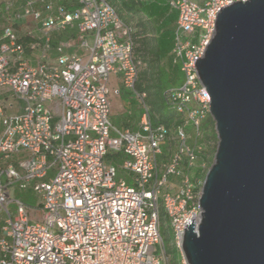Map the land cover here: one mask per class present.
<instances>
[{
	"label": "built area",
	"instance_id": "1",
	"mask_svg": "<svg viewBox=\"0 0 264 264\" xmlns=\"http://www.w3.org/2000/svg\"><path fill=\"white\" fill-rule=\"evenodd\" d=\"M35 1L24 0L16 19L33 17L39 38L26 44L13 25L0 36V92L20 101L11 112L14 103L0 102V264H171L160 206L181 250L186 225L202 213V182L182 167L186 158L191 170L202 151L197 141L188 144L185 126L191 124L197 138L211 108L197 60L221 10L246 0H170L178 11L173 61L183 83L166 93L184 121L177 128L178 150L163 164L168 128L154 125L146 94L136 91L133 27L111 0H49L43 8ZM74 26L86 53L67 51L78 45L70 37L50 56L51 32ZM27 49L40 50L36 64ZM118 74L139 101L137 131L111 121L112 97L121 90L110 79ZM109 152L119 154L118 168L131 181L117 177L116 165L106 160ZM172 176L179 179L176 192L169 189ZM14 184L40 195L42 219H33L29 206L12 198ZM182 264H189L184 256Z\"/></svg>",
	"mask_w": 264,
	"mask_h": 264
},
{
	"label": "water",
	"instance_id": "2",
	"mask_svg": "<svg viewBox=\"0 0 264 264\" xmlns=\"http://www.w3.org/2000/svg\"><path fill=\"white\" fill-rule=\"evenodd\" d=\"M196 66L218 146L183 256L189 264H264V0L223 8Z\"/></svg>",
	"mask_w": 264,
	"mask_h": 264
},
{
	"label": "trees",
	"instance_id": "3",
	"mask_svg": "<svg viewBox=\"0 0 264 264\" xmlns=\"http://www.w3.org/2000/svg\"><path fill=\"white\" fill-rule=\"evenodd\" d=\"M111 2L119 15L135 30L133 54L139 69L136 91L146 94L145 102L154 125L165 124L168 128V134L162 142L164 148L160 163L163 164L178 150L177 128L184 121L175 111L166 93L169 88L177 86L182 78L179 65L173 61L172 52L178 14L170 5V0H111ZM77 35L76 29L59 33L62 39ZM133 96L136 97L134 93ZM185 132L188 135V144L194 146L197 141L202 146V151L191 170L187 166L186 158L182 167L185 171H190L194 179L205 181L218 146L215 121L208 115L201 125L197 138L191 124L185 126ZM119 158V154L109 152L106 160L119 161ZM204 163L209 164L208 169L202 167ZM172 178L173 176L170 180ZM163 213L160 206V219Z\"/></svg>",
	"mask_w": 264,
	"mask_h": 264
},
{
	"label": "crops",
	"instance_id": "4",
	"mask_svg": "<svg viewBox=\"0 0 264 264\" xmlns=\"http://www.w3.org/2000/svg\"><path fill=\"white\" fill-rule=\"evenodd\" d=\"M49 0H36L35 7L43 8L44 4ZM58 1V0H54ZM198 2H204L205 0H196ZM24 0H0V36L2 35L3 29L8 25H13L22 41H25L26 44L32 40L38 39L41 35V27L39 22L35 21L31 16H24L20 19H16V14L23 13ZM177 22V21H176ZM132 26V25H131ZM69 29H76L75 26ZM68 30V29H67ZM77 31V30H76ZM133 28V32H134ZM62 31H53L51 32V46L52 50L50 51V56L55 57L57 55V47L60 43L65 42L68 37L60 38L59 33ZM31 34V35H30ZM174 47V46H173ZM69 52H75L77 54L84 55L85 50H82L79 44L74 48H67ZM40 55V50H29L26 51V57L31 64H36ZM110 85L112 87H119L121 90L120 95H115L112 97V111L111 117L120 115L123 116L122 119V128L129 129L131 131H137L140 128V119H141V107L139 101L136 97L128 95L126 88L121 80V74L112 75L110 79ZM21 106V105H20ZM179 179L173 177L170 180L169 189L171 192H176L178 189Z\"/></svg>",
	"mask_w": 264,
	"mask_h": 264
},
{
	"label": "rangeland",
	"instance_id": "5",
	"mask_svg": "<svg viewBox=\"0 0 264 264\" xmlns=\"http://www.w3.org/2000/svg\"><path fill=\"white\" fill-rule=\"evenodd\" d=\"M175 11L178 14V11L176 9H175ZM76 39H77V43L80 44L81 40L79 39L78 36L76 37ZM182 83H183V75H182V78L180 79V82L178 85H180ZM122 92H123V94H124V92H126L128 95L133 96V91L130 89H128L127 91L124 90ZM0 102L5 103V104H7L8 102L14 103V107L10 108L8 110V112L16 111L17 109H19L18 107H19L20 101H19V99H17L13 95L12 92H9L6 90L1 91L0 92ZM122 119H123V116H120V115H116V116L111 117L112 123L121 129H123L122 124H121ZM163 148H164V146H163ZM159 159H161V156ZM107 161L109 163L111 162L114 165H116L117 177H124L128 181H131V174L128 171L119 169L116 160H107ZM204 164H205V168L208 169L209 164H206V163H204ZM3 180L4 181L6 180L5 175L3 176ZM201 182H202L201 185L203 186L204 181H201ZM170 187H171V185H170ZM11 190H12V198L13 199L21 200L29 206L31 217L33 219H42V217H43V212L41 210L42 200H41V197L38 193H36L31 187L28 189H21L18 184H14V186H11ZM9 209L13 212L15 211V209H16L15 202L10 203ZM163 211H164V209H163ZM3 216H4V214H3ZM161 234H162V237H163L164 242L166 244L167 250H168L169 254L171 255V262L173 264H182L183 252L176 245L175 234H174V231L172 228L171 219L169 218V216L167 215V213L165 211H164L163 215L161 216Z\"/></svg>",
	"mask_w": 264,
	"mask_h": 264
}]
</instances>
